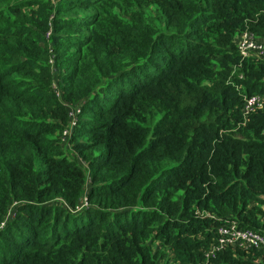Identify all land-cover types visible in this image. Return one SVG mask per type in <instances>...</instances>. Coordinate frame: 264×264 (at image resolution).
<instances>
[{
	"label": "trees",
	"instance_id": "obj_1",
	"mask_svg": "<svg viewBox=\"0 0 264 264\" xmlns=\"http://www.w3.org/2000/svg\"><path fill=\"white\" fill-rule=\"evenodd\" d=\"M264 0H0V264H264Z\"/></svg>",
	"mask_w": 264,
	"mask_h": 264
},
{
	"label": "built area",
	"instance_id": "obj_2",
	"mask_svg": "<svg viewBox=\"0 0 264 264\" xmlns=\"http://www.w3.org/2000/svg\"><path fill=\"white\" fill-rule=\"evenodd\" d=\"M237 48L240 55L245 58L254 55L260 58L264 51V46L250 30H245L239 35ZM244 113H248L255 105L260 106L264 100L255 96L247 97ZM218 245L217 249L226 246H239L246 248H257L264 252V234L250 229H240L235 223H228L218 228Z\"/></svg>",
	"mask_w": 264,
	"mask_h": 264
},
{
	"label": "rangeland",
	"instance_id": "obj_3",
	"mask_svg": "<svg viewBox=\"0 0 264 264\" xmlns=\"http://www.w3.org/2000/svg\"><path fill=\"white\" fill-rule=\"evenodd\" d=\"M263 46H264V43L262 42ZM260 59H264V51H263V54L262 56L260 57ZM255 96L256 98H259L260 100H264V95H261V94H255L253 95Z\"/></svg>",
	"mask_w": 264,
	"mask_h": 264
}]
</instances>
